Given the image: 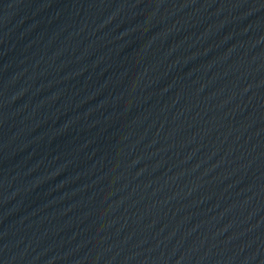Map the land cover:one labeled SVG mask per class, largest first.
Here are the masks:
<instances>
[{"label": "water", "instance_id": "95a60500", "mask_svg": "<svg viewBox=\"0 0 264 264\" xmlns=\"http://www.w3.org/2000/svg\"><path fill=\"white\" fill-rule=\"evenodd\" d=\"M0 264H264V0H0Z\"/></svg>", "mask_w": 264, "mask_h": 264}]
</instances>
